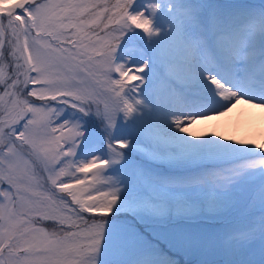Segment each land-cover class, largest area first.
I'll use <instances>...</instances> for the list:
<instances>
[{"label": "snow or ice", "instance_id": "snow-or-ice-1", "mask_svg": "<svg viewBox=\"0 0 264 264\" xmlns=\"http://www.w3.org/2000/svg\"><path fill=\"white\" fill-rule=\"evenodd\" d=\"M240 104L264 110V6L0 0V264H264V132L190 130Z\"/></svg>", "mask_w": 264, "mask_h": 264}, {"label": "bare ground", "instance_id": "bare-ground-1", "mask_svg": "<svg viewBox=\"0 0 264 264\" xmlns=\"http://www.w3.org/2000/svg\"><path fill=\"white\" fill-rule=\"evenodd\" d=\"M211 128L218 134L256 139L259 132H264V110L240 104L227 115L198 120L190 130L194 137H198L209 134Z\"/></svg>", "mask_w": 264, "mask_h": 264}, {"label": "rangeland", "instance_id": "rangeland-1", "mask_svg": "<svg viewBox=\"0 0 264 264\" xmlns=\"http://www.w3.org/2000/svg\"><path fill=\"white\" fill-rule=\"evenodd\" d=\"M215 2L217 3H222V4H243V5H250V6H255L257 8L264 6V0H215ZM64 118H72V119H76L79 120V122L82 125L87 124L89 118H84V119H80V116L78 113H75L73 110L65 108V112H64ZM94 119V118H92ZM210 133L214 132V128H211L209 130ZM209 133V134H210ZM261 136V132H259L258 136L256 137V139H259ZM163 170V169H162ZM250 211V209L248 208L247 205H244L240 208L239 213L237 215V219L234 221V227L236 228H240L243 227L244 224L246 223V214L247 212ZM109 215H112L111 213H109ZM182 223V222H181ZM191 226L193 227H203V228H211V227H220V222L219 221H213V220H206V219H201L200 221H191L188 222ZM161 226L160 224L156 223V222H150L149 224L145 225V224H140L139 225V229L142 230L145 233H151L153 231V229L156 230H160ZM165 248H167L168 246L165 244L164 245ZM175 252V251H174ZM181 253L182 256H184V258H182L180 255H176L173 257V259H179L181 264H184V261H188L189 260L195 264H199V261L201 259H204L205 257L202 256L200 253H188L185 254L183 252H178ZM194 255H196V261L193 260L195 258ZM217 255H212L207 257L208 259H213L216 260ZM219 256V255H218ZM253 258L255 259H259V244L257 243L254 249V252L252 253ZM223 259V256H221ZM217 261V260H216ZM223 262V260H222ZM222 262L220 264H222Z\"/></svg>", "mask_w": 264, "mask_h": 264}, {"label": "trees", "instance_id": "trees-1", "mask_svg": "<svg viewBox=\"0 0 264 264\" xmlns=\"http://www.w3.org/2000/svg\"><path fill=\"white\" fill-rule=\"evenodd\" d=\"M216 255H217V256H216V257H214V258H216V260H217V261H219V262L221 263V262H222V260H223V259H222V257H221L222 255H221V254H216ZM218 255H219V256H218ZM193 258L197 259V258H196V255H194V257H193ZM195 259H193V260H195Z\"/></svg>", "mask_w": 264, "mask_h": 264}, {"label": "clouds", "instance_id": "clouds-1", "mask_svg": "<svg viewBox=\"0 0 264 264\" xmlns=\"http://www.w3.org/2000/svg\"><path fill=\"white\" fill-rule=\"evenodd\" d=\"M6 6V5H5Z\"/></svg>", "mask_w": 264, "mask_h": 264}]
</instances>
